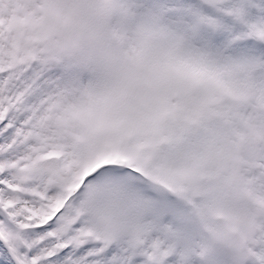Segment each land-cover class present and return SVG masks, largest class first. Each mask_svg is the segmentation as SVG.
<instances>
[{
	"label": "snow or ice",
	"instance_id": "1",
	"mask_svg": "<svg viewBox=\"0 0 264 264\" xmlns=\"http://www.w3.org/2000/svg\"><path fill=\"white\" fill-rule=\"evenodd\" d=\"M0 264H264V0H0Z\"/></svg>",
	"mask_w": 264,
	"mask_h": 264
}]
</instances>
